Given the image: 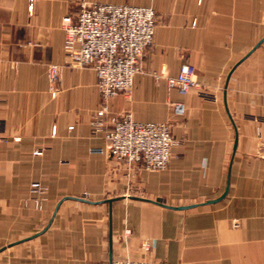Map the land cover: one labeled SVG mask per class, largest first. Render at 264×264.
I'll use <instances>...</instances> for the list:
<instances>
[{"label":"crops","instance_id":"1","mask_svg":"<svg viewBox=\"0 0 264 264\" xmlns=\"http://www.w3.org/2000/svg\"><path fill=\"white\" fill-rule=\"evenodd\" d=\"M82 1L156 11L132 95L113 98L110 116L173 124L163 171L94 152L106 146L92 126L94 70L63 67L50 91L49 67L65 60L63 19ZM29 6L0 0V264H264V0ZM187 65L197 86L183 95L168 79Z\"/></svg>","mask_w":264,"mask_h":264},{"label":"built area","instance_id":"2","mask_svg":"<svg viewBox=\"0 0 264 264\" xmlns=\"http://www.w3.org/2000/svg\"><path fill=\"white\" fill-rule=\"evenodd\" d=\"M29 10L33 14L34 0H30ZM63 28L66 34L64 65L49 67L50 91L55 95L63 67L96 72L101 106L93 117L92 126L96 133H103L106 146L94 152L110 156L127 168L142 164L151 172L167 169L176 144L172 123L138 122L129 112L110 116L113 98L132 95L144 55L155 42L156 11L148 6L82 1L75 15L63 19ZM168 86L183 95L189 93L197 86L196 69L184 66L178 78L168 79ZM173 111L177 116L184 115V104L174 103ZM43 189L40 183L32 185L33 192ZM37 205H40L38 201ZM143 248L150 251V243H144ZM112 264L171 263L114 259Z\"/></svg>","mask_w":264,"mask_h":264},{"label":"water","instance_id":"3","mask_svg":"<svg viewBox=\"0 0 264 264\" xmlns=\"http://www.w3.org/2000/svg\"><path fill=\"white\" fill-rule=\"evenodd\" d=\"M227 192H228V187L226 188V192L224 193V195L221 198H219L218 200H215V201H209V203H214V202L220 201L221 199H223L226 196ZM155 202L160 204V205H163V201L160 198L156 199ZM184 208H186V207H180L179 209H184Z\"/></svg>","mask_w":264,"mask_h":264},{"label":"rangeland","instance_id":"4","mask_svg":"<svg viewBox=\"0 0 264 264\" xmlns=\"http://www.w3.org/2000/svg\"><path fill=\"white\" fill-rule=\"evenodd\" d=\"M4 258H5V256H2V260H5Z\"/></svg>","mask_w":264,"mask_h":264}]
</instances>
